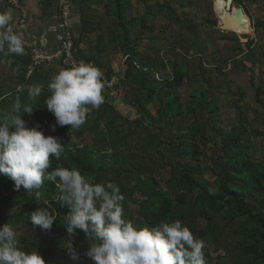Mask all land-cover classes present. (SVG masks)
Returning a JSON list of instances; mask_svg holds the SVG:
<instances>
[{
  "label": "rangeland",
  "instance_id": "1",
  "mask_svg": "<svg viewBox=\"0 0 264 264\" xmlns=\"http://www.w3.org/2000/svg\"><path fill=\"white\" fill-rule=\"evenodd\" d=\"M13 1L19 0H0V13L6 12ZM102 1L101 8L91 3L79 6L90 23L86 28L91 29L87 30L91 35L85 41L114 48V72L128 83L127 88H120L122 95L114 99V117L108 118V123L86 121L87 126L78 130L60 126L43 105L50 91L43 89L34 101L29 98L27 88L34 82L26 79V58L0 52V111L4 113L0 122L6 115H21L27 128L58 138L64 151L72 144L101 148L97 168L102 169L98 174L100 183L112 182L126 189L121 206L134 227H156L142 225L143 201L149 196L144 190L131 194L138 183L152 180L159 189L172 194L175 210L184 213L190 222L185 226L205 242L207 264H250L248 252L242 250V246L252 243L246 217L236 210L204 214L194 191L180 199L188 191L180 175L192 161L190 152L196 148L199 153L192 163L213 192L225 177L227 151L264 165V0H128V22L134 25L128 41L125 32L115 28L119 19H111L106 13L109 0ZM224 3L227 12L238 7L243 10L252 29L250 35L225 28L221 12ZM134 52H141L142 59H131ZM152 61L158 64L160 74L155 81H144L148 75L142 71ZM173 79L177 83L169 90L167 81ZM151 84L157 87L154 94ZM21 86L24 91H18ZM168 91L182 101L177 111L168 108ZM18 97L22 107L15 113L13 105ZM24 106L33 107V112L24 113ZM139 119H145L143 124H138ZM52 125H56L55 131ZM69 149L76 152V147ZM93 168L96 175L98 171ZM1 183L9 200L26 192L23 188L16 191L14 183L9 189ZM252 201L264 210L263 197L253 195L249 204ZM18 209L16 206L12 211ZM5 224L13 227L20 248L29 253L32 243L47 240L51 232L28 229L13 223L8 215L1 221V226ZM61 242L68 241L63 237ZM82 245L74 246L79 261L59 256L60 264H93L85 255L89 247Z\"/></svg>",
  "mask_w": 264,
  "mask_h": 264
},
{
  "label": "clouds",
  "instance_id": "2",
  "mask_svg": "<svg viewBox=\"0 0 264 264\" xmlns=\"http://www.w3.org/2000/svg\"><path fill=\"white\" fill-rule=\"evenodd\" d=\"M12 25L11 10L0 13V52L6 56L25 55L24 38ZM106 86L101 69L83 61L73 63L52 78L48 84L51 96L45 104L55 115L57 124L78 130L92 111L105 102ZM18 91H24V86ZM42 91L40 85L27 88L33 101ZM21 107L18 97L13 111L19 113ZM33 109L24 106L23 111L31 114ZM55 129L56 125H52V130ZM63 152L58 138L46 137L42 131L27 128L21 115H6L0 122V174L14 182L16 191L23 188L30 195L35 193L37 201L41 199L40 190L45 181L55 183L62 193L58 201L69 209L63 225L68 233L65 247L72 259L79 258L73 237L80 230L90 242L85 255L93 264H207L205 242L197 239L180 220L138 230L123 218L121 201L124 196L116 184L89 182L77 169L58 167L49 171L51 158L59 159ZM56 220L49 207H38L31 213L32 224L44 230H50ZM0 264L47 262L38 251L22 250L17 232L10 224H5L0 229Z\"/></svg>",
  "mask_w": 264,
  "mask_h": 264
},
{
  "label": "trees",
  "instance_id": "3",
  "mask_svg": "<svg viewBox=\"0 0 264 264\" xmlns=\"http://www.w3.org/2000/svg\"><path fill=\"white\" fill-rule=\"evenodd\" d=\"M47 2L51 5L53 0H47ZM84 3H91L92 6L103 5L102 0H75L74 2L76 5ZM109 4L110 6L107 7L108 15L113 17L116 16L119 19L115 24V28L117 30L122 29L127 35L126 41H128L132 38L134 32V25L128 22V0H109ZM223 8L225 10V3L223 4ZM140 53L134 52L130 58L140 60L143 55ZM23 56L25 58V55ZM29 63L30 60L27 55L25 73ZM160 71L158 64H154L152 61L150 66L142 71L148 75V77L146 76V78H144V81H155ZM115 74L114 72V75ZM179 80H181V83L182 79H178L177 81ZM175 81L176 79L167 81V87L170 88L169 90L174 89L177 83ZM127 84L126 78L123 77L122 87L127 88ZM149 88L152 89L153 94L157 90L154 84H151ZM166 95L170 100L168 107L170 110L174 108V110L177 111L178 108L183 106L181 99L172 91H168ZM205 96L208 97V94L206 93ZM43 105H45V100ZM167 114L169 115L170 112H167ZM2 115L4 116V113L0 111V119H2ZM144 121L145 119H139L138 124H143ZM83 126L87 125L84 124ZM72 147H76L75 153L69 149ZM66 148L67 150L61 154L59 159H56L55 156L51 158L52 167L49 171L58 167L77 169L89 182L100 183L98 174L100 171L102 172V169L97 168H99L98 154L102 152V149L94 145L80 147L75 144L69 145ZM198 153L199 148L190 152L192 161L196 159ZM224 158L226 163L223 170L225 177H222L218 182V189L215 192L211 191L208 181L202 179L198 175V169L192 161L187 163V169L181 173L180 179L183 185L188 188V191L187 193L181 194L180 199L188 197L189 191H194L198 193L197 201L204 208V214L211 211L221 213L236 210L239 215L246 217L249 228L248 237H250L252 243H247L242 246V250L248 252L250 264H264V210L259 207L257 201H252L250 204L248 202L249 198L253 197V195L263 197L264 202V165L262 163L245 160L243 157L237 154L233 155L229 151L226 152ZM112 163H115V160H112ZM93 167L98 171L96 175L93 174V172H95ZM2 181L8 189L10 188L9 185L14 183L7 176L0 174V229L3 228V226H1V221L8 215L13 223L21 224L28 229L44 234L42 228L32 224L31 213L38 207H49L53 215L57 217V220L50 229L51 232L46 235L47 240L40 242V244L32 243L30 251H38L47 264H60L58 260L59 256H65L66 259L71 262L79 261L72 259L69 251L65 247L66 243L61 242L63 237H66V239L68 237L66 226L63 225V218L68 213L69 209L66 206H62L61 202L58 201L57 198L62 195V193L57 189L55 183L45 181L43 188L40 190L42 196L39 201L36 200L35 193L30 195L27 192H24L20 197L17 195L14 199L9 200L4 192H2ZM143 187H145V189ZM120 190L124 199H126V189L123 188ZM138 190H144L145 194L149 196L148 199L143 201L145 219L142 221V225L153 224L158 226L161 222L172 223L176 220H180L184 226L190 223L184 213H178L175 210L172 194L159 189L152 180H150V182L138 183L136 187L131 189V194L133 195ZM44 201L48 203L45 204ZM16 206H18L19 209L17 212H13L12 209ZM123 218L127 221L125 215ZM73 240L74 246H78V248H81V245L84 243L88 247L90 246V242L80 230L76 231Z\"/></svg>",
  "mask_w": 264,
  "mask_h": 264
},
{
  "label": "crops",
  "instance_id": "4",
  "mask_svg": "<svg viewBox=\"0 0 264 264\" xmlns=\"http://www.w3.org/2000/svg\"><path fill=\"white\" fill-rule=\"evenodd\" d=\"M19 4L20 9H14L11 6H9L8 8L6 7V12L11 10L13 17H16L13 18L12 26L14 28V31L17 34H20L21 30L18 22L20 20L19 18H22L25 14L27 17V22L25 25V29L22 30L24 32L25 38L45 49H57L59 43L54 33V28L60 21V8L63 5V0H53V3L51 5L47 2V0H19ZM21 5H24L25 7H21ZM95 7L101 8V6L98 5H96ZM75 8L76 9L74 10L73 18L71 21V29L73 30L76 40L77 54L88 63L92 62L98 64L102 69L109 72L110 75L114 74V48L113 50H110L107 49V44H89L91 40L87 39L85 41L87 36L91 35V32L87 31L91 29L86 28V24L90 25V23L85 21V16L83 14V10H80V6L75 4ZM110 17L111 19L114 18L113 16ZM109 45H112L114 47V44ZM25 58H27L26 54ZM61 70L62 68L59 66L45 67L41 70L42 72L39 71L37 75L31 79V81L34 82L33 85H40L44 90L49 91L48 84L51 82L52 78ZM45 71L46 73L49 72V75H43ZM103 95L105 98V102L98 110L94 109L92 111V113L87 118L89 120H86L87 122H94L96 124L97 120H103L108 123V118L111 119L114 117V100L108 98L104 93ZM103 109L105 111L104 115H102Z\"/></svg>",
  "mask_w": 264,
  "mask_h": 264
},
{
  "label": "built area",
  "instance_id": "5",
  "mask_svg": "<svg viewBox=\"0 0 264 264\" xmlns=\"http://www.w3.org/2000/svg\"><path fill=\"white\" fill-rule=\"evenodd\" d=\"M16 2H11V7L19 9V1ZM75 9L74 0H64V4L60 8V21L54 28V33L59 43L55 50L45 49L27 40L22 31L25 29L27 17L24 14L22 18H19L20 34L24 38L25 50L30 60L26 69V79L31 80L45 67L59 66L62 70H65L70 68L73 63L79 64L83 61L102 70L104 80L107 81V86L103 93L108 98L114 100L122 95L123 89H121L122 91L120 90L122 88V77L119 74L110 75L109 72L102 69L98 64L88 63L77 54L76 40L71 29V21Z\"/></svg>",
  "mask_w": 264,
  "mask_h": 264
},
{
  "label": "bare ground",
  "instance_id": "6",
  "mask_svg": "<svg viewBox=\"0 0 264 264\" xmlns=\"http://www.w3.org/2000/svg\"><path fill=\"white\" fill-rule=\"evenodd\" d=\"M221 12L223 16V25L227 28V30L235 31L237 34L250 35L252 33L250 22L244 15V12L242 15H238L236 8L233 9V12H227L226 10Z\"/></svg>",
  "mask_w": 264,
  "mask_h": 264
},
{
  "label": "water",
  "instance_id": "7",
  "mask_svg": "<svg viewBox=\"0 0 264 264\" xmlns=\"http://www.w3.org/2000/svg\"><path fill=\"white\" fill-rule=\"evenodd\" d=\"M237 13H238V15H242L243 14V11H242V9L240 7L237 8Z\"/></svg>",
  "mask_w": 264,
  "mask_h": 264
}]
</instances>
